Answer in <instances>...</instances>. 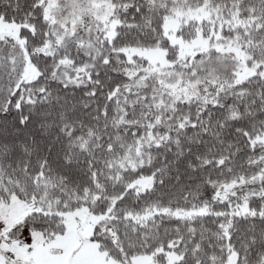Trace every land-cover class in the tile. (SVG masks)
<instances>
[{
	"label": "snow or ice",
	"instance_id": "6c2138e0",
	"mask_svg": "<svg viewBox=\"0 0 264 264\" xmlns=\"http://www.w3.org/2000/svg\"><path fill=\"white\" fill-rule=\"evenodd\" d=\"M0 264H264V0H0Z\"/></svg>",
	"mask_w": 264,
	"mask_h": 264
}]
</instances>
